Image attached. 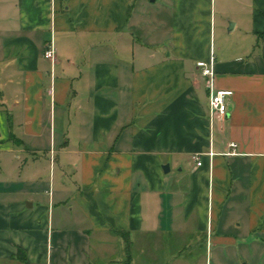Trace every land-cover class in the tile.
<instances>
[{
    "label": "crops",
    "instance_id": "obj_1",
    "mask_svg": "<svg viewBox=\"0 0 264 264\" xmlns=\"http://www.w3.org/2000/svg\"><path fill=\"white\" fill-rule=\"evenodd\" d=\"M127 240L264 264V0H0V264H125Z\"/></svg>",
    "mask_w": 264,
    "mask_h": 264
},
{
    "label": "built area",
    "instance_id": "obj_2",
    "mask_svg": "<svg viewBox=\"0 0 264 264\" xmlns=\"http://www.w3.org/2000/svg\"><path fill=\"white\" fill-rule=\"evenodd\" d=\"M44 57L51 62V78L52 84H54L55 77V65L57 62V47L55 41L50 39L46 45L44 51ZM197 67L200 69L201 76L206 85L208 96H209V116L210 122L213 125L215 121L221 120L227 117L229 113V102L230 97L233 95L232 90L220 89L216 85V56L212 52L209 60H199L197 61ZM231 150L226 152V154H237V144L234 142L230 143ZM214 152H197L192 155L193 161L197 163L198 166L203 164V156L209 155L213 156Z\"/></svg>",
    "mask_w": 264,
    "mask_h": 264
},
{
    "label": "rangeland",
    "instance_id": "obj_3",
    "mask_svg": "<svg viewBox=\"0 0 264 264\" xmlns=\"http://www.w3.org/2000/svg\"><path fill=\"white\" fill-rule=\"evenodd\" d=\"M126 243H127V244H126L127 255L123 254V252H121V251H118V252L116 251V252L112 255V257H113V258H117V259H123V257H124V258H125V259H124V263H125V264H130V262L133 261V258H134V256H135V254H134V244L131 243V242L128 241V240H127ZM108 260H109V258H108V259L104 258L103 261H101L100 263H101V264H106V263L108 262ZM25 264H26V263H25ZM119 264H123V262H122V263H119Z\"/></svg>",
    "mask_w": 264,
    "mask_h": 264
},
{
    "label": "trees",
    "instance_id": "obj_4",
    "mask_svg": "<svg viewBox=\"0 0 264 264\" xmlns=\"http://www.w3.org/2000/svg\"><path fill=\"white\" fill-rule=\"evenodd\" d=\"M18 255H19V257L24 258V257H23L24 254H23V252H22L21 250H19Z\"/></svg>",
    "mask_w": 264,
    "mask_h": 264
},
{
    "label": "water",
    "instance_id": "obj_5",
    "mask_svg": "<svg viewBox=\"0 0 264 264\" xmlns=\"http://www.w3.org/2000/svg\"><path fill=\"white\" fill-rule=\"evenodd\" d=\"M163 168L168 171L169 165H164Z\"/></svg>",
    "mask_w": 264,
    "mask_h": 264
}]
</instances>
